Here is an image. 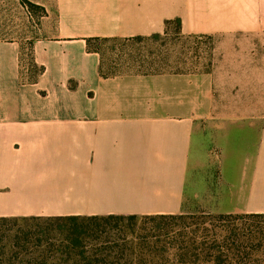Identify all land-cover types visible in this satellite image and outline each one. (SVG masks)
Instances as JSON below:
<instances>
[{
	"label": "crops",
	"instance_id": "0c3cea01",
	"mask_svg": "<svg viewBox=\"0 0 264 264\" xmlns=\"http://www.w3.org/2000/svg\"><path fill=\"white\" fill-rule=\"evenodd\" d=\"M27 1L44 12H28L30 30L52 37L33 45L34 82L21 43L0 41V217L176 215L189 190L212 213L264 214V109L247 114L258 118L244 154L189 179L211 79L206 90L188 72L105 77L87 44L163 35L175 20L188 36L250 37L260 43L244 45V83L264 93V0Z\"/></svg>",
	"mask_w": 264,
	"mask_h": 264
},
{
	"label": "trees",
	"instance_id": "16d2710c",
	"mask_svg": "<svg viewBox=\"0 0 264 264\" xmlns=\"http://www.w3.org/2000/svg\"><path fill=\"white\" fill-rule=\"evenodd\" d=\"M174 22L181 33L182 21L175 20L163 35ZM111 39L117 38L88 39V49L99 53L92 43ZM191 219L178 213L0 217V264H264V214L211 216L221 223L210 227Z\"/></svg>",
	"mask_w": 264,
	"mask_h": 264
},
{
	"label": "rangeland",
	"instance_id": "374dc122",
	"mask_svg": "<svg viewBox=\"0 0 264 264\" xmlns=\"http://www.w3.org/2000/svg\"><path fill=\"white\" fill-rule=\"evenodd\" d=\"M19 5L26 6L23 9ZM28 12L38 16L44 14L41 8L27 0H0V41L21 43L22 75L24 79L31 80L40 71V66L33 63V45L36 39H51L52 35L51 30H30L35 23L26 19ZM168 31V35L158 38L94 42L91 49L100 53L102 73L106 76L188 72L189 76L198 75L199 84L206 90L209 87L206 83L204 85V79L205 82V77L211 79L213 115L205 116L201 124L203 132L198 135L199 141L194 142L189 164L190 179L197 171L218 172L220 159L229 165V158L244 154L247 147L243 137L249 129V120L258 118L247 114L251 109H264V99L259 98L264 93H261V84L244 83L246 53L243 50L244 45L260 42L244 36H188L179 32L175 22ZM197 103L200 104L199 101ZM203 105L207 107L209 101L207 105V100H204ZM195 197L189 190V203L182 213L193 217L188 222L210 227L221 223L211 216L228 215L205 210L195 203Z\"/></svg>",
	"mask_w": 264,
	"mask_h": 264
}]
</instances>
